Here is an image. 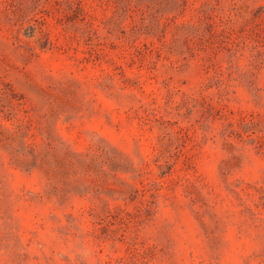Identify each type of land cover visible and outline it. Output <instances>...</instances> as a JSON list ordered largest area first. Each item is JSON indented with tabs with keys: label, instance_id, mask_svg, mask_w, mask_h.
I'll list each match as a JSON object with an SVG mask.
<instances>
[{
	"label": "rangeland",
	"instance_id": "374dc122",
	"mask_svg": "<svg viewBox=\"0 0 264 264\" xmlns=\"http://www.w3.org/2000/svg\"><path fill=\"white\" fill-rule=\"evenodd\" d=\"M0 264H264V0H0Z\"/></svg>",
	"mask_w": 264,
	"mask_h": 264
}]
</instances>
